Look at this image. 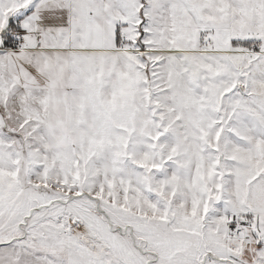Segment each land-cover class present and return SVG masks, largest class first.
I'll return each mask as SVG.
<instances>
[{
	"label": "snow or ice",
	"instance_id": "obj_1",
	"mask_svg": "<svg viewBox=\"0 0 264 264\" xmlns=\"http://www.w3.org/2000/svg\"><path fill=\"white\" fill-rule=\"evenodd\" d=\"M0 264H264V0H0Z\"/></svg>",
	"mask_w": 264,
	"mask_h": 264
}]
</instances>
